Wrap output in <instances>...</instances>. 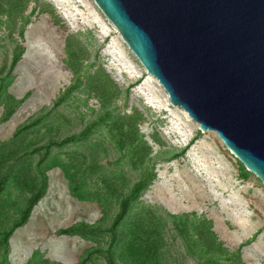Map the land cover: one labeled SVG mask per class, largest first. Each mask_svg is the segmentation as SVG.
<instances>
[{
	"label": "rangeland",
	"instance_id": "obj_1",
	"mask_svg": "<svg viewBox=\"0 0 264 264\" xmlns=\"http://www.w3.org/2000/svg\"><path fill=\"white\" fill-rule=\"evenodd\" d=\"M51 5L60 22L40 11ZM27 24H19L16 33L5 17H0V90L23 102L7 121H1L4 103L0 100V141H10L16 129L30 119L49 112L29 134L37 145L51 137L63 138L78 133L90 122L104 115L97 98L85 86L86 76L102 67L119 88L111 106L112 116L136 115L139 138L151 147L144 167L134 168L131 154L122 151L100 125L80 143L52 150V156L64 163L67 152L86 154L96 166L85 190L104 186L98 177L115 180L116 186L130 188L144 172H153L151 184L133 203L125 223L146 210L162 218L164 246L160 264H229L225 257H212L184 239L173 224L171 215L187 216L192 222L205 218L230 253L239 251L243 264H264V183L249 171L226 147L214 131H201L199 125L179 106L170 102L161 84L150 75L129 48L115 25L105 16L95 0H39L26 12ZM24 30V36L19 31ZM76 37L87 49L82 81L59 107L58 96L76 80L67 66L66 40ZM24 51L11 75L9 69L17 44ZM36 163L38 155L30 157ZM48 189L33 208L27 223L17 228L9 239L8 264H74L95 247L108 245V233L94 240L79 236L58 235L60 229L102 217V207L90 198L79 200L69 191L68 179L61 167L47 172ZM27 194L12 183L0 195V230L10 226L24 206ZM112 211L107 227L117 212L116 200L109 197ZM116 252L117 264H126ZM87 264H106L103 255L91 253Z\"/></svg>",
	"mask_w": 264,
	"mask_h": 264
},
{
	"label": "water",
	"instance_id": "obj_2",
	"mask_svg": "<svg viewBox=\"0 0 264 264\" xmlns=\"http://www.w3.org/2000/svg\"><path fill=\"white\" fill-rule=\"evenodd\" d=\"M201 131L264 183V0H95Z\"/></svg>",
	"mask_w": 264,
	"mask_h": 264
},
{
	"label": "trees",
	"instance_id": "obj_3",
	"mask_svg": "<svg viewBox=\"0 0 264 264\" xmlns=\"http://www.w3.org/2000/svg\"><path fill=\"white\" fill-rule=\"evenodd\" d=\"M35 1L39 0H0V17H5L9 22L11 34L16 33L19 24L28 23L26 12L29 5ZM40 11L51 15L55 24L60 22L50 4H42ZM19 36H24L23 29L19 31ZM23 51V45L17 44L5 77L11 75L21 59ZM66 54L68 57L67 66L75 75L76 81L58 96L53 103V109L61 106L83 83L81 78L83 63L89 58L87 49L74 36H69L66 40ZM5 70L6 66L0 69V76ZM85 86L99 100L104 115L90 122L80 132L63 138L51 137L44 144L37 145V142L28 136L49 115V111L20 125L14 132L12 140L0 141V195L6 190L9 183H12L21 193L27 194L25 204L19 210L17 218L10 226L0 230V264H8L9 239L17 228L27 223L33 208L45 196L48 189L47 172L55 167H61L64 170L69 183V191L73 197L79 200L87 198L95 200L102 207L103 212L102 217L96 223H76L60 229L57 232L58 235L79 236L86 240H94L104 233H108L106 249L102 246L95 247L74 264H87L90 261L91 253L103 255L106 264H117L116 252L118 250L120 258L126 264H160V252L164 246L162 218L156 217L154 212L146 210L144 213L135 214L128 223H125L131 213L133 203L151 184L154 177L153 172H144L138 181L126 189L124 186H120V188L116 186L113 179L98 177L104 186H95L91 191H87L84 188L89 177L95 175L93 171L96 166L88 161L86 154L77 151L67 152L65 154L67 160L64 163L58 162L51 154L55 148L85 141L100 125L105 123L118 148L122 151L127 150L131 154L130 161L134 168L144 167L149 160L151 147L139 138L137 116H112L110 108L120 92L114 80L102 67H99L86 76ZM0 100L4 103L1 121L9 120L23 102V99L11 96L5 89L4 91L0 90ZM35 154L38 155L36 163L30 159ZM109 197L115 198L118 209L107 227L106 223L113 209ZM171 217L174 227L184 239L190 238L188 229L189 226L192 227L195 236L194 244L205 249L208 255L216 258L223 256L229 261V264H243L239 251L230 253L223 247L213 231V224L210 220L196 218L190 222L191 220L187 216L171 215ZM26 264H31V262ZM44 264L64 263H51L46 260Z\"/></svg>",
	"mask_w": 264,
	"mask_h": 264
}]
</instances>
